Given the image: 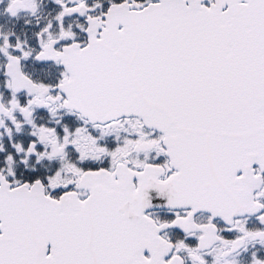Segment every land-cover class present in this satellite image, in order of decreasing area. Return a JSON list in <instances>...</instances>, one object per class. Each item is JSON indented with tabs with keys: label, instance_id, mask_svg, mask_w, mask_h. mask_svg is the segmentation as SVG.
Returning <instances> with one entry per match:
<instances>
[{
	"label": "snow or ice",
	"instance_id": "snow-or-ice-1",
	"mask_svg": "<svg viewBox=\"0 0 264 264\" xmlns=\"http://www.w3.org/2000/svg\"><path fill=\"white\" fill-rule=\"evenodd\" d=\"M0 17V264H264V0Z\"/></svg>",
	"mask_w": 264,
	"mask_h": 264
},
{
	"label": "flooded vegetation",
	"instance_id": "flooded-vegetation-1",
	"mask_svg": "<svg viewBox=\"0 0 264 264\" xmlns=\"http://www.w3.org/2000/svg\"><path fill=\"white\" fill-rule=\"evenodd\" d=\"M0 22L6 23L7 27H12L15 24V21L8 22L7 17H0Z\"/></svg>",
	"mask_w": 264,
	"mask_h": 264
}]
</instances>
